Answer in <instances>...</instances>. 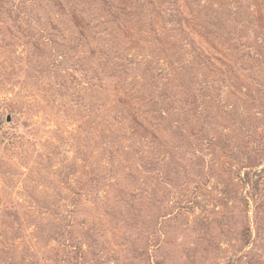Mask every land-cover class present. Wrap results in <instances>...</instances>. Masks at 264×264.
I'll use <instances>...</instances> for the list:
<instances>
[{
  "label": "rangeland",
  "instance_id": "obj_1",
  "mask_svg": "<svg viewBox=\"0 0 264 264\" xmlns=\"http://www.w3.org/2000/svg\"><path fill=\"white\" fill-rule=\"evenodd\" d=\"M0 264H264V0H0Z\"/></svg>",
  "mask_w": 264,
  "mask_h": 264
}]
</instances>
